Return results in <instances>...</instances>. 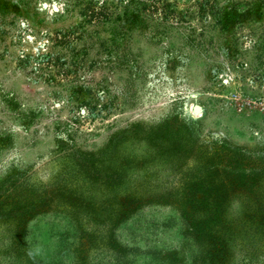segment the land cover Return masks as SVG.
<instances>
[{
	"label": "rangeland",
	"instance_id": "obj_1",
	"mask_svg": "<svg viewBox=\"0 0 264 264\" xmlns=\"http://www.w3.org/2000/svg\"><path fill=\"white\" fill-rule=\"evenodd\" d=\"M0 264H264V0H0Z\"/></svg>",
	"mask_w": 264,
	"mask_h": 264
}]
</instances>
